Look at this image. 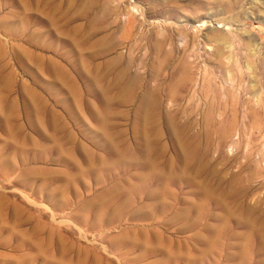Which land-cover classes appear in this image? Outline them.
Listing matches in <instances>:
<instances>
[{"label":"rangeland","instance_id":"374dc122","mask_svg":"<svg viewBox=\"0 0 264 264\" xmlns=\"http://www.w3.org/2000/svg\"><path fill=\"white\" fill-rule=\"evenodd\" d=\"M168 25L170 62L149 38ZM260 151L264 0H0V264H258L264 203L202 201L263 196Z\"/></svg>","mask_w":264,"mask_h":264},{"label":"bare ground","instance_id":"6f19581e","mask_svg":"<svg viewBox=\"0 0 264 264\" xmlns=\"http://www.w3.org/2000/svg\"><path fill=\"white\" fill-rule=\"evenodd\" d=\"M164 30H166V33L164 34H161L157 31H152L151 32V35L149 36V38L153 39V42H152V48L154 49V51L156 52L155 54L157 55V57H161L162 60H168L170 59L171 60V57L173 56L174 53H176L177 51H179L180 53L183 54V58L187 55V51L185 48L181 49L178 47V45L176 44L175 42V36H174V32L172 31V33L170 32L171 30V27L168 26H164ZM220 35L218 36L217 34H214L212 35L211 38H213L214 40L217 39L219 40L220 38ZM154 53V52H153ZM173 59V58H172ZM185 60V59H184ZM160 61V60H159ZM169 61V60H168ZM167 61V62H168ZM181 61V60H180ZM170 62V61H169ZM187 62V61H186ZM182 63V62H181ZM184 64H186L184 62ZM188 64V63H187ZM160 66V65H159ZM188 66V65H187ZM183 67L185 70L183 71L182 69V74L180 75L179 79L177 82H175V84H171L170 87H169V97L171 99H181L183 98L184 95L181 96V93H178V88L179 86L182 87V91L184 93H187V95L191 94V93H194L195 94V91L197 90V88H195L194 86L196 84H194L193 81L197 82L196 80H194L190 74L187 72L189 70L188 67ZM164 67V66H163ZM161 69V68H160ZM191 71V70H190ZM161 72V71H160ZM175 72V70H174ZM158 73V72H157ZM193 73V72H192ZM159 74V73H158ZM162 75V73H161ZM171 78V76H170ZM177 79V78H176ZM158 80V79H157ZM172 82V81H171ZM156 84V83H155ZM152 87V89H149L150 92L148 95H150V99L149 101H151L152 103L156 104L157 103L159 104L160 103V99L158 98V85H155ZM202 84V83H201ZM149 85V84H148ZM203 85V84H202ZM201 85V86H202ZM150 86V85H149ZM198 86V85H197ZM196 86V87H197ZM199 86V87H201ZM255 86V85H253ZM180 89V88H179ZM148 90V91H149ZM147 91V90H146ZM204 91V89L201 87V92ZM206 92V91H205ZM178 93V96H175L174 94ZM181 97V98H180ZM148 98V97H147ZM177 101V100H176ZM148 102V101H147ZM163 102V101H162ZM149 104V103H148ZM147 104V105H148ZM232 126H230L229 128L227 129H224V133L228 135L229 133V129L231 128ZM226 136V135H225ZM260 161H258L256 163V166L254 168V170H258V171H264V167H262V165L260 164V162L264 165V151H260ZM251 192L248 190V189H240V188H237V189H228V190H220L218 188H214L212 187L211 185H207L205 187V190H204V201H202L203 203V209H204V215L205 217L208 219L211 217V215L214 214L213 210L215 211L216 209H220V207H222L223 204H227V203H231L233 205H236L237 208H240V214L241 216H243L244 218L246 219H249L251 222L254 221V217L252 215L253 211L255 210L256 207L260 206L262 203H264V195L263 196H259L254 203H252L251 201H249V196H250ZM222 211V210H221ZM217 212V211H216ZM219 213V212H218ZM231 213V212H230ZM235 213V212H234ZM225 214V213H224ZM215 215V214H214ZM217 215V213H216ZM229 215V214H228ZM235 215V214H234ZM238 215V216H239ZM233 217V216H232ZM217 218V217H216ZM226 219V217H224ZM239 218V217H238ZM212 219V218H211ZM218 219V218H217ZM242 220V219H240ZM207 221V220H206ZM223 221V220H222ZM221 221V222H222ZM226 220H224L225 222ZM205 222V221H204ZM211 222V221H210ZM209 222V224H210ZM213 222V221H212ZM220 222V223H221ZM224 222L223 225H224ZM236 222V221H235ZM238 222V221H237ZM208 223V222H207ZM221 223V224H222ZM226 224H228V222H226ZM211 225V224H210ZM209 225V226H210ZM220 225V224H218ZM211 227V226H210ZM213 227V226H212ZM219 227H224V226H219ZM209 229V228H208ZM220 228H216L215 230V233H213L215 236H213V238H210L209 237V241L208 244L209 247L207 246V248L209 250H207L206 248H204V251L205 253H210V251H212V247L215 246L216 244H221L220 241L222 240L223 236H224V233L221 232L219 230ZM222 229V228H221ZM223 230V229H222ZM237 230V229H236ZM210 231V230H209ZM212 231V230H211ZM253 231V230H252ZM206 235V234H205ZM234 235V233H233ZM231 236V235H230ZM252 236V235H251ZM207 238V237H206ZM206 240V239H205ZM240 243V242H238ZM248 243V242H247ZM246 243V244H247ZM224 244V243H223ZM226 244V243H225ZM245 244V245H246ZM260 244V243H259ZM251 245V244H250ZM249 245V246H250ZM254 244H252L253 246ZM223 246V245H222ZM221 246V247H222ZM240 246V244H239ZM247 246V245H246ZM248 246V248H249ZM255 246V245H254ZM260 246V245H259ZM253 248V247H252ZM206 249V250H205ZM214 249H217L218 251V248H214ZM244 249V248H243ZM253 250V249H252ZM216 250H214L215 252ZM215 252L216 253V257H213L212 254L210 257H213V261H209L206 259V264H216L218 262V258L221 260V257H219L220 255V252ZM248 251V250H247ZM242 252V251H241ZM244 252V251H243ZM242 252V253H243ZM261 252V251H260ZM258 252V253H260ZM264 252V251H263ZM205 253H203L202 255H204ZM213 253V252H212ZM223 253V252H221ZM253 253V252H252ZM241 254V253H240ZM249 254V253H248ZM247 254V255H248ZM225 255V254H224ZM223 255V256H224ZM239 255V254H238ZM246 253H243L241 256V259L239 260L240 262H238L237 264H247V256ZM254 255V254H253ZM260 257V255H259ZM206 258V257H204ZM257 258V257H256ZM259 259V258H258ZM211 260V259H210ZM257 260V259H256ZM205 261V260H204ZM222 262V260H221ZM220 262V264H221ZM254 262V261H253ZM259 263L261 264H264V260H258ZM249 263V262H248ZM258 263V264H259ZM252 264V263H251Z\"/></svg>","mask_w":264,"mask_h":264}]
</instances>
